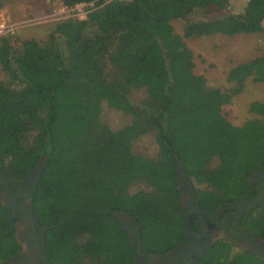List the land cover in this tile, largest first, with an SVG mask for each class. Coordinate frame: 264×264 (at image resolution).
<instances>
[{"label":"trees","instance_id":"1","mask_svg":"<svg viewBox=\"0 0 264 264\" xmlns=\"http://www.w3.org/2000/svg\"><path fill=\"white\" fill-rule=\"evenodd\" d=\"M79 3H93L86 17L56 22L43 42L0 41L8 76L0 79V169L18 187L46 158L31 206L49 264H137L142 251H172L193 225L178 161L205 213L239 200L264 174V101L251 103L255 117L241 125L223 113L248 77L264 82V56L234 66L227 78L237 87L224 90L195 73L184 40L263 31L264 0L209 19L189 17L229 0H62ZM175 19L186 20L183 35ZM135 89L144 91L140 103ZM104 106L128 121L114 128ZM144 135L152 155L135 150ZM239 221L264 238V199ZM17 229L0 200V264L22 250ZM197 264H264V255L223 238Z\"/></svg>","mask_w":264,"mask_h":264},{"label":"rangeland","instance_id":"2","mask_svg":"<svg viewBox=\"0 0 264 264\" xmlns=\"http://www.w3.org/2000/svg\"><path fill=\"white\" fill-rule=\"evenodd\" d=\"M0 2H2L0 21L7 20L16 23L17 27L13 35L24 39L35 38L40 42L48 38L56 22L69 17L85 18L91 7L82 4L78 8L69 7L70 10L64 12L62 11V0H1ZM246 2L247 0H229L227 8L220 9L211 6L196 11L189 19H209L225 13H240ZM15 4L19 6V11L13 10L12 7H18ZM172 24L176 33L184 34L185 19H175ZM184 40L192 50L195 73L204 75L210 86L224 90L237 87L236 82H230L227 78L234 66L264 56V30L234 35L217 33L184 38ZM7 77L5 71L0 69V79H7ZM131 98L136 103L142 102L145 98L144 91L135 89ZM254 101H264V82H258L251 76L245 80L243 89L232 97L231 102L224 105L223 113L230 122L241 125L255 117V114L250 111V105ZM103 118L115 128L124 125L129 116L104 106ZM155 146L151 135L140 137L134 144L136 151L147 155L156 152Z\"/></svg>","mask_w":264,"mask_h":264},{"label":"flooded vegetation","instance_id":"3","mask_svg":"<svg viewBox=\"0 0 264 264\" xmlns=\"http://www.w3.org/2000/svg\"><path fill=\"white\" fill-rule=\"evenodd\" d=\"M33 173V172H32ZM30 174L18 187L6 179L0 169V200L7 210L16 218L17 234L22 245L21 252L7 261L6 264H46L44 250V229L37 223L31 206L32 192L35 187L36 175ZM182 201L189 218L193 217V231L203 243L219 239L230 240L235 248L252 250L264 255V238L248 232L239 221V216L253 207L262 204L264 199V174L253 175L249 193L232 204L214 212H204L195 201L192 190L184 173L180 172ZM256 182V183H255ZM118 216L120 222L132 235L135 227L124 215ZM136 241H134L135 243ZM206 245L205 250L208 248ZM200 245L188 237L166 254L152 255L144 251L137 258V264H191L199 255Z\"/></svg>","mask_w":264,"mask_h":264},{"label":"water","instance_id":"4","mask_svg":"<svg viewBox=\"0 0 264 264\" xmlns=\"http://www.w3.org/2000/svg\"><path fill=\"white\" fill-rule=\"evenodd\" d=\"M45 162H46V158L45 157H42L38 166L35 168V170L33 171L32 174H35L36 175V178L38 179V176L39 174L43 171V168H44V165H45ZM177 166L179 168V172H182V173H185V171L181 168V164L180 162L178 161L177 163ZM121 217V215H118ZM117 216V217H118ZM119 218V217H118ZM189 237L194 241L196 242L197 244L200 245V251H199V255L193 260V262L191 264H197L198 260L200 257H202L205 253V247L206 245L208 246L210 243H203L201 242L195 235L194 231H193V227L192 225H190V229H189ZM45 260V263L46 264H49L48 263V260H47V257L45 256L44 258Z\"/></svg>","mask_w":264,"mask_h":264},{"label":"built area","instance_id":"5","mask_svg":"<svg viewBox=\"0 0 264 264\" xmlns=\"http://www.w3.org/2000/svg\"><path fill=\"white\" fill-rule=\"evenodd\" d=\"M82 4H86V5H90V6H93V3H79L77 5H75L77 8L79 5H82ZM70 8L63 5L62 7V11L64 12H67L69 11ZM16 23H11L7 20H1L0 21V41L3 37H6V36H9L11 34H14L15 31H16Z\"/></svg>","mask_w":264,"mask_h":264},{"label":"crops","instance_id":"6","mask_svg":"<svg viewBox=\"0 0 264 264\" xmlns=\"http://www.w3.org/2000/svg\"><path fill=\"white\" fill-rule=\"evenodd\" d=\"M15 5H17V4H15ZM14 6V5H13ZM18 6V5H17ZM13 8V10H16V11H19V6L18 7H12ZM14 15V14H13ZM5 16V15H4ZM15 16V15H14ZM6 17V16H5ZM16 17V16H15ZM7 18V17H6Z\"/></svg>","mask_w":264,"mask_h":264}]
</instances>
